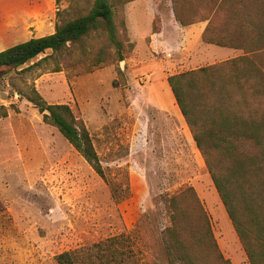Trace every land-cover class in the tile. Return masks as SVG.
<instances>
[{"label":"rangeland","instance_id":"obj_1","mask_svg":"<svg viewBox=\"0 0 264 264\" xmlns=\"http://www.w3.org/2000/svg\"><path fill=\"white\" fill-rule=\"evenodd\" d=\"M92 3L0 0V51L53 33ZM109 3L122 60L96 32L0 75V264H57V254L121 235L134 240L136 264H168L167 200L189 188L220 253L229 261L244 255L167 84L169 75L243 52L205 43L208 20L180 25L173 0ZM98 56L102 63L93 68ZM254 57L264 64L263 52ZM31 97L70 108L88 132L102 176L42 120Z\"/></svg>","mask_w":264,"mask_h":264},{"label":"trees","instance_id":"obj_2","mask_svg":"<svg viewBox=\"0 0 264 264\" xmlns=\"http://www.w3.org/2000/svg\"><path fill=\"white\" fill-rule=\"evenodd\" d=\"M112 1L124 5L134 0ZM172 9L175 20L183 26L196 19L208 20L202 36L205 43L243 52L238 58L169 75L167 84L248 263L264 264V64L254 57L264 53V0H173ZM96 32L105 34L108 45L122 60V40L111 4L109 0H93L86 13L61 21L53 33L0 51V75L46 50L60 51ZM99 62L101 56L91 66L96 68ZM29 101L38 108L42 120L56 128L102 176L88 132L70 108L44 106L34 97ZM182 198L189 206L181 203ZM167 202L170 225L164 228L162 243L168 264H231L220 253L191 188L170 196ZM133 241L121 235L81 251L62 252L54 259L57 264H136Z\"/></svg>","mask_w":264,"mask_h":264},{"label":"crops","instance_id":"obj_3","mask_svg":"<svg viewBox=\"0 0 264 264\" xmlns=\"http://www.w3.org/2000/svg\"><path fill=\"white\" fill-rule=\"evenodd\" d=\"M170 19H171V16L169 15L168 17H167V21H169L170 22ZM173 19V18H172ZM175 21V20H174ZM179 111V110H178ZM225 211V210H224ZM226 216H227V214H226V212L224 213ZM221 216H222V213H221ZM239 240V239H238ZM241 245V244H240ZM242 247V246H241ZM242 251H243V249H242ZM243 253H244V251H243ZM242 253V254H243ZM230 261H231V264H249L248 263V261H247V258H246V255H245V253H244V255H238L237 256V258H231L230 259Z\"/></svg>","mask_w":264,"mask_h":264}]
</instances>
